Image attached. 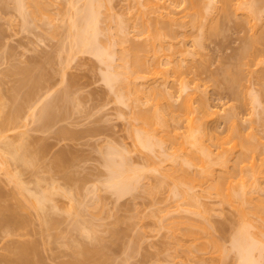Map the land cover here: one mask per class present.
Here are the masks:
<instances>
[{
  "label": "rangeland",
  "instance_id": "rangeland-1",
  "mask_svg": "<svg viewBox=\"0 0 264 264\" xmlns=\"http://www.w3.org/2000/svg\"><path fill=\"white\" fill-rule=\"evenodd\" d=\"M43 1L45 4L41 14L35 15L26 6L24 9L27 12L23 16L17 10L14 0H0V111L3 110L5 116L4 112L10 110L13 104L14 98H11V94H17L13 97L18 96L16 92L18 89L14 92L12 90L16 88L17 78L21 77L19 68L23 66L33 70L36 67L33 71L36 73L40 72L39 66H41L43 72L38 74L43 73L42 77L44 73L48 74L44 76L46 79L49 77L47 84L46 79H43L46 85L42 83L38 93L36 92L32 97L36 100L35 106L26 107L21 111L19 118L17 117L19 120L17 119L16 128L11 125L12 129L6 131L10 135L11 142L17 143L18 132L25 130L27 147L30 152H36L35 162L38 165L35 163L33 166L31 164H22V166L17 161L9 160L8 167L11 172L19 174L24 184L35 192L50 190L46 188L51 183L57 190L54 189L55 191L52 190L51 193L54 207H48L50 204L48 202L44 206V213L51 219L50 228L47 226L46 232V227H42L39 223L41 219L38 214L34 215L36 209L33 210V207L23 200L22 196L27 194L24 195L22 192V195L20 191L15 190V183L6 177L7 174L0 166V187L4 194L2 202L3 204L6 202L4 206L10 204L14 208L21 202L23 203L21 206L28 204L24 209H20L19 205L16 206L21 218L27 219V225L21 223L20 226L17 224L18 221L13 223L15 228L10 226L13 230L6 226L9 231L12 230L10 234L14 233L8 238L2 236V230L7 229L0 228V252H3L1 245L7 239L35 238L40 246V248L38 246L40 249L37 255L40 260L38 264H61L70 260L73 257L74 244L76 246L79 242H84V245L87 243L86 246L89 245L90 248L93 245L100 248L101 256L94 257L95 259L97 257V264H238L239 255L231 245V237L237 228L238 215L231 202L237 196L233 193H236L238 188L241 189V185L244 187L245 183L240 182L239 175L237 178L239 172L228 173V175L237 173L233 175L234 177L231 176L232 178L224 170H215L212 174L204 173L203 169L200 170L202 167L199 159L202 155L200 153L205 149L214 156L217 150H222L221 152L229 156L228 165L231 166L233 160L241 154L242 146L237 143L238 140L234 142L226 138L228 128L224 122V115L226 117L233 112L236 114L231 115L239 120V126L245 133L251 129L252 134L256 133L252 142L254 143L258 137L256 140L258 143L255 144L257 147L261 142L260 154L264 156V0H254L258 6L257 14L259 12L260 20L257 22L260 26L255 21L257 25L255 27L253 24V27L248 15L247 17L241 11L232 8L226 14L216 13L218 24L216 22L215 30L210 29L208 27L210 24L206 23L208 18L211 22L212 18L209 16L205 18L206 22H203L202 30L205 28V32L194 29L189 23L182 27V31L188 35L183 37L181 43L184 54L181 56L182 54L177 55V53L178 57L175 55L174 58L181 59L183 71L181 78L183 76V80L186 79L184 83H187V88L185 87L183 92L180 93L175 88L178 87L176 81L172 82L177 75L173 63L168 62V56L159 55V63L167 68L164 73L170 74L164 83H161L162 78L159 75L160 85L163 87L165 85L164 88L168 87V91L173 93L176 90L172 103L178 104L181 96L183 98V95H187L185 92L190 90L196 91L197 95L203 94L204 96H200L208 98L209 109L212 111L206 118L205 129L221 138L218 141L203 138V141L192 144L178 141L182 145L178 146L180 148L177 150L176 140H165L160 146H153V149L138 145L128 131V109L114 101L112 91L103 80L102 73L105 68L103 63L88 53L69 49L71 36L68 35L74 30L70 28L72 31L69 30L71 32L68 34L67 27H70L68 22L75 17L76 9L84 14L82 0ZM101 1L103 4L99 8L101 16L106 10L105 6L110 5L113 16L125 20L131 32L137 35L134 39L138 40L140 36L142 37L139 33L140 28L137 29L139 23L138 25L135 23L134 26V20L138 19L137 13L135 14L137 10L134 9L133 15L131 6L134 2H138L137 5L141 6L143 0H140L141 2L139 0ZM153 1L165 6L170 4L168 7L174 9L173 13L178 11V14L171 13L172 16H181L184 12L181 11L183 0V2ZM241 1L247 5L252 0ZM137 5L136 7H139ZM79 11H76L77 17ZM150 14L147 13L151 17ZM136 22H139V19ZM259 33L262 39H257L259 42L253 40L252 42L255 43L251 44L253 36ZM195 37L199 38L198 45L194 44ZM247 48V53H250L241 57V52ZM67 85L69 88L66 89L70 91H68L70 96L64 89L69 96L67 105L62 101L66 105L65 110L60 109L58 105L54 114L58 109L60 112L58 111L54 120L49 119L50 121L46 120L48 123L46 121L45 123L43 119L41 121L39 115L38 119L36 114L41 111L39 108L41 104L48 99L57 98L58 90L62 91ZM20 89L21 92L24 90V88ZM18 92L20 95L21 92L19 90ZM177 93L181 95L178 96ZM2 103H5L4 107ZM1 113L0 120L4 117ZM133 122L138 123V119H134ZM171 124L172 126L177 124L179 128L177 131L182 132L186 128L184 121L171 122ZM136 126L134 127L148 129L142 122ZM195 145L202 149H196ZM193 147L195 151L198 150L196 152L200 154L197 153L199 159ZM259 147L256 149H260ZM163 149L171 154H166L165 151L163 154ZM172 152L175 154L173 155ZM255 152H258L254 154L255 161L259 162L261 155L259 151ZM169 154L172 157L168 160ZM57 157L61 161L63 159L60 157L66 159L63 160L65 163L63 166L61 163H59L61 166H56ZM110 157L112 161H116L115 164L126 161L125 166L122 167L124 188L121 192L110 186V182L115 179L120 180L117 173L112 172L106 165L105 160L110 161ZM121 157H124V160ZM34 180L37 181V185ZM256 181H258L256 186L262 185L263 188L264 175ZM252 185L246 183L244 188L248 190L250 186L249 189L252 191ZM234 188L235 190H232ZM262 188L257 187L258 195L264 194ZM228 193L234 198L229 197ZM254 194L257 195L256 192ZM23 201L26 202L25 205ZM77 209L79 210L76 211ZM75 220L81 221L78 222L81 224L80 227L82 226L81 230ZM74 221L77 227L72 229L70 227ZM83 226L89 231H84ZM43 232L47 236L50 235V238ZM66 234L70 239L73 238L71 244L65 237ZM259 260L257 264H264L262 263L264 260L261 258Z\"/></svg>",
  "mask_w": 264,
  "mask_h": 264
},
{
  "label": "bare ground",
  "instance_id": "bare-ground-1",
  "mask_svg": "<svg viewBox=\"0 0 264 264\" xmlns=\"http://www.w3.org/2000/svg\"><path fill=\"white\" fill-rule=\"evenodd\" d=\"M141 1L139 0V2ZM183 1H182L183 6L181 8V11L184 12H182L181 14L179 11V14H181V16L179 15L176 17L175 15L173 16L171 15L174 9L172 8L170 9L168 7L170 4H166L165 6V4H160L158 1L143 0V2H141L142 4L140 3V5L142 6L141 7L137 5L138 2L132 3L131 9L133 8L132 9L133 15L135 10H137L135 14L137 13L136 17L139 19V22H136L138 20L137 18H136L137 20H134V26L135 23L137 25L139 23L140 26L139 27L137 26L138 27L137 29L139 30L140 28L139 33L142 35L141 37L140 34H138V36H140V39L138 40L134 39V37L137 35H134L131 32L129 26L125 24L126 23L125 20L113 16V12L112 13L110 12L111 11L110 5H108V3H105L107 2V0H105L104 3L107 4L109 7L105 6L106 10L104 11V14L102 13L103 14L102 16L100 14L101 12L99 9L100 6L103 5L101 0L98 1L82 0V5L84 6L82 7L84 8L83 11L84 14L82 13V11L80 13V11L76 9L74 15L75 17H72L68 22L69 23L68 25L70 26L67 27L68 34L72 31L70 28L74 30L73 33H70L68 35V37L71 36L69 37L71 40L68 39V41L70 40L69 42L70 44L68 45L69 49L73 48L72 50L88 53L94 56L99 62L103 63L105 68L103 71L104 73H102V77L105 83L108 85L109 89L112 91L114 95L113 96L114 101H116L119 104H122L128 109L127 120H128L129 129L128 128L127 129L129 133L131 134L133 139L138 143V145H141L142 147L148 149L152 148L155 145L160 146L161 143L165 140H176L177 142L175 144L177 143L178 144L176 145L175 149L177 150L182 145L178 141H181V143L183 141L185 142L187 141V143L192 144L197 141L198 142L203 141V138H208L214 141H218L221 139L217 134L205 129V123L207 121L206 118L211 115L209 114V112L212 113V111L209 109L210 104L208 103L209 102L207 100L208 98L203 97L204 96L203 94L197 95L198 93L196 94V91L192 89L194 92H192L191 90L190 92L193 95L189 91H187L185 92L187 95L186 96L183 95V98L181 96L178 104L177 103L173 104L174 102L172 103L173 101L172 97L174 99V93L176 92V90L173 93V91L171 92L168 91L167 86H166L167 88H164L165 85L164 87L160 85V80L161 83H164V81H167L166 77L169 78L170 76V74L166 75L168 74V72L164 73L166 72L167 68L165 69L159 63V58H158L159 55L164 54L168 56L167 58L169 61L168 60L167 61L173 63L172 65L174 66L173 68L175 70L174 69L173 70L175 71V73H177V75L180 76L178 77L176 75L175 76L176 78H173L174 80H172V82L176 81V85L178 87L175 88L177 89V91L181 93L182 90L183 91L185 90L184 89L185 87L187 88L186 86L187 83H184L186 79L184 78L185 80H183V76L181 78V72H183L181 66V59L174 58V56L177 53H178L177 55L182 54L181 56H183L184 54V49L181 47V43L183 37H186L188 35L185 31H182V27L183 26L185 27L186 26L185 24L189 23L194 29L200 31V29L202 30L204 23L206 22V19L209 16L212 18L211 22L209 21L210 18H208L206 23L210 24V26H208L210 27V29L212 28L214 29V26L216 28V25L218 24V22L216 21L217 19L215 18L216 13L222 12L223 14H226L228 13L229 9L232 8L236 11L237 10L241 11L246 16L248 15L249 17L248 16L247 17L249 18L250 23L252 22L251 25L255 23H259L257 21L260 20L259 12L257 14L258 11V6L256 5L257 2H255L254 0L252 1L250 0L251 2H249L247 5H244L241 0H183ZM14 2L17 10L23 16H25L27 12L26 9H24V7L27 6L26 8H30L32 12L35 13V15H38L41 14V12L44 10V4H45V1L43 0H14ZM135 3L139 7H136ZM184 3L186 4L184 5ZM160 8H162V10ZM166 8H168V10ZM169 9L171 10V12ZM76 11H79L78 13L81 14V16H79L80 14H78V17L80 18L77 17ZM175 12L173 14H178V11ZM147 13L148 14L151 13L150 14L151 17L147 15ZM250 18H252L253 21ZM203 19H205V21ZM100 23H102L103 25ZM211 25L213 26L211 27ZM256 25L257 24H255V27ZM258 25L260 26V23ZM199 31L198 33H200ZM202 33L203 32H201V34ZM259 34H256L257 37L256 35L253 36V38L251 39V44L253 43L252 42L253 40L255 42H259V40L257 39L260 40L262 39V35L260 34L259 37L258 36ZM198 39L196 37L194 38L193 40L194 44L196 43L198 45V43L200 42L197 41ZM246 50H243V52H241L242 53L241 57L243 56L245 57L246 54L248 55L250 53V52L247 53L248 48ZM70 51L71 50H69V52ZM244 51L246 52L244 53ZM177 55L176 57H178ZM49 59L50 58H48V60ZM21 67L20 68L18 67L19 72H21V77L17 78L16 88L14 87V89L11 90L13 92L14 90L17 89L21 92L20 88H24V90L20 93V95L18 90L16 91L18 93L17 96L18 98L15 97L17 94L14 93L11 94L12 97L9 96L12 99L14 98L13 104L14 103L15 104L14 105L12 104L11 109L6 110L7 112L4 109L5 116L3 114V110H1L2 113L0 111V113L3 114L4 116L3 119L0 120V166L7 174L6 177H8V179H10L13 183H15L16 185V186L14 185L15 190L17 189L16 191H20L21 194L22 192L24 195L27 194V196L26 195L22 196L23 194L21 195L19 193V195H21L22 198H24L23 200L29 203V206L31 205V207H33V210L34 209L37 210V212L36 210L34 211L35 212L34 215L38 214L37 216H39V218L41 219V221L39 220L40 221L39 223H41L42 227H46L45 228L46 230L48 229L47 226L50 228L49 225L51 224V219L49 218V215H46L44 213V209H45L44 206H46L45 203L47 204L48 202L50 203L48 207L49 206L54 207L53 206L54 204H52L51 201V193L53 192L52 190L54 189L57 190L56 186L51 185L52 183L51 184L48 183L49 186H47L48 188L46 189H50V190L47 191L43 188L44 190H39L38 192L37 191L35 192L33 189L29 188L24 184L19 174L11 172L8 167L9 160H14V162L17 161V163L19 162L21 165L31 164L33 166L35 163L37 164V162H35L37 159L35 154L36 152L35 153L30 152L27 147V143H26L27 136L25 130H21V131L18 130L19 132L17 134V138H18L17 143L11 142L10 135L6 133V131L9 130L10 128L12 129L11 125L13 126V128H16V126L18 125L17 119L19 118L18 116L21 111H23L26 107L35 106L34 104L36 103L34 101L36 100H33L34 98L32 99V97L39 90L42 83H44V85L47 84V80L49 78V77H47V79L45 78L46 73H44L45 77L44 76L42 77L43 73L38 74L39 72L38 70H37L38 72L34 73L33 71L36 67H34L33 70L30 67L28 68L27 67L21 68ZM39 67H40L39 73L43 72L41 71L42 70L41 66ZM159 75L162 78L160 80H159L160 78ZM236 75L238 76V74ZM43 79L44 80L46 79L45 80L46 84L45 81H43ZM177 79H179V81H177ZM66 88L68 89L69 86L67 85L65 88L63 87L62 89L67 90ZM65 90L63 92L61 91V89L58 90L59 98L57 97L54 99L57 103L54 102L53 99H48L47 102L41 104L42 106L39 107L41 111L39 112L38 110L40 114L39 113L36 114V117L39 115L41 121L43 119L44 122L46 120L49 122L50 120L51 121L54 120L53 118H55V116L58 115L59 109L58 111H56L55 113L56 115L54 114L55 112L54 110H56L59 106L60 109L63 108L65 110L64 106L66 107V105L68 104L67 101H69V96H70L69 93L70 91L67 90V93L69 95L68 96ZM60 92L62 93L60 94ZM180 93H177L178 96L181 95ZM177 94H175V96H177ZM13 95L15 96L13 97ZM200 95L203 96L201 97ZM14 100H16L17 102ZM62 101L64 104L66 103V105H64ZM4 104L2 105L3 107ZM56 106L58 107L55 108ZM64 110H61V112ZM233 113L236 114V112ZM233 113H229V114L227 113L229 116L226 115V117L224 115V119H225L224 122H226L225 125L228 128L226 138L232 139L234 142H237L236 140H238L237 143L240 144V146H242V150L240 151L241 154H239L240 158L238 156L236 159L233 160L232 165L229 166L228 165L229 164L228 162L230 161V159L228 158L229 156L226 153L221 152L222 150H217L216 155L214 156L211 155L210 152H208L205 149L204 152L200 153L202 155H200L199 152H196L198 150L195 151L194 149L195 148L202 149V148H199V146L197 147L195 145L194 146L195 148L193 147V151L196 152L195 153L196 156L198 154L200 155V159L198 156L197 157L199 159V163L201 162L200 163L201 166L199 164V166L202 167L200 170L203 169L204 173L212 174L215 170H224L225 172H227L226 173L227 175L228 173L239 172L240 174L233 173V175L235 176V174H237V178L239 175L241 183L242 182L245 184L248 183V185L253 184L252 189L257 190V187L262 188V185L260 186L257 184L256 186V183H258V181L256 180L260 176L262 177L264 175L262 174L264 173V156L260 154L261 148L259 147L261 146L260 145L261 142H259L260 144L257 145V147H259L260 149H256L257 147L255 143L257 142L256 140L258 137H256V140L254 138L255 140V141L253 140L254 143L252 142V139L253 137L256 136V133L255 135L254 133L252 134L251 133L253 132L252 129L251 131L248 130L245 133L240 128L241 126H239L240 124L239 120H236V118L231 115ZM136 118L138 119V123L142 122L146 124L148 129L143 130V128L140 129V127L135 128L134 126L136 125L138 126V123H135L136 124L135 125L133 122L134 119ZM182 121H184L186 125L185 130H183L182 132L177 131L179 129L177 124L174 126H172L171 124V122L180 123ZM256 150L259 151V154L261 155L259 157V162H256L254 158V156L258 153L255 152ZM164 151L166 152V149H163V154ZM168 153L171 154V152H166V154ZM172 153L173 155L175 154L174 152ZM170 154L167 155V157L170 156ZM242 154L244 155V157H242L243 156ZM171 157L172 156H170V158L167 159L169 160L171 159ZM57 158H58L57 161L58 163H56L55 161V163L57 164L55 165L63 166V164H65L63 161L65 158L60 157L61 159H63L62 161L59 159V157ZM121 158L122 160H124V157ZM109 159L110 161H108L107 159L105 160L106 165H108L107 167L110 168L112 172L117 173V176L120 177V180L117 181L115 179L114 181L110 182V186L113 187L117 192H121L122 189L124 188L123 187L124 185L122 183V177H124L122 167L125 166L124 164H126V161L125 163H123L124 161H121V162H117L118 164H115L116 161L115 162L112 161L111 157ZM59 163H61V165ZM233 175L229 174L228 176L231 177ZM240 175L243 177H241ZM35 182H36L35 185H37V181ZM240 182L239 183L236 182V183L240 185L241 184ZM245 184H243L244 187ZM240 187L244 188L242 185ZM246 187L248 186L246 185ZM249 188L248 190H246L245 188L242 190L238 188L239 191L237 190L236 193H233V194H237V196L235 195L236 196L235 200L232 199L233 202H231L233 207L236 209L238 215L237 228L235 229L231 237L232 248H234L233 250L237 252V255H239L238 264H257L258 263L257 260H259L260 258L264 260L262 258L264 257V197H263L264 194L262 196L258 195V190L251 191L250 190L251 188L250 189ZM263 188L262 190H264ZM232 190H235V188ZM254 192H256L257 195H255ZM228 196L234 198V196L233 195L230 196L229 193ZM3 197L4 194L2 192V188L0 187V228L1 229L5 228L6 230L7 229L6 226H9L8 228H11L10 227L11 225L12 227H14L15 225L13 223L18 221L19 222L17 224H20V226L21 223L22 224L26 223L27 219L21 218L18 208H16V206L17 207L20 206L21 207L20 209L22 208L24 209V207L27 206L28 204H26V202L23 201L24 205L26 204L25 206L23 205L21 206V204H23L22 202L21 204H18L19 206L18 205L14 206V208L10 204H8V206L7 204L6 206H4L6 202H4L3 204L2 202ZM79 209H77L76 211H78ZM75 221L73 222V225L71 223L72 227L70 228L74 229L77 227V225L80 227L81 224L79 223H81V221L80 220L76 221L77 223L80 221L77 225ZM27 224L28 223H26V225ZM81 227L79 228L80 230ZM83 228L84 231L87 232L89 231L88 229H86V227L83 226ZM40 229L43 228L40 227ZM9 230L10 229H7L6 231H4V229L2 230V236L4 238H8L10 235L14 234V233L10 234V232L13 229L11 231ZM47 231L48 230H46V232ZM84 231L82 230L83 233ZM193 235L196 236L197 234H193ZM65 237H67V234ZM67 238H68V242H70L71 244L73 238L71 237L72 239L71 240L69 238V235ZM48 240L49 239H47V241ZM37 241L35 238L33 239L26 238V240L7 239L1 245L3 252H0V263L1 264H38L40 260L38 259L37 255L40 250L39 249L40 246L38 245ZM76 241L77 240L75 239L74 242L76 243ZM47 243H49V241ZM86 244L84 245V242L83 243L79 242V244H77L76 246L74 244V249L72 247L73 257L68 261L62 262L61 264H97V257L96 259L94 257L97 255L101 256L100 248L99 249L98 247L96 248L95 245H93L92 248H90L89 245L86 246ZM94 246L95 248H93ZM86 247H89V249ZM102 255H103V251H102ZM255 255L259 259H257V257L255 258ZM92 258L93 260H91ZM94 260H96L95 261L96 263L94 262Z\"/></svg>",
  "mask_w": 264,
  "mask_h": 264
}]
</instances>
